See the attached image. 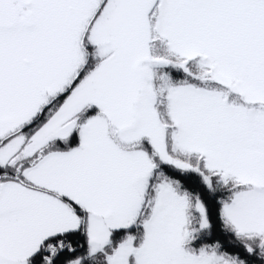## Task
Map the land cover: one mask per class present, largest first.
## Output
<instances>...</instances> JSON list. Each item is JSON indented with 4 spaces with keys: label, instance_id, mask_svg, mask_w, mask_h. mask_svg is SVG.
I'll use <instances>...</instances> for the list:
<instances>
[{
    "label": "snow or ice",
    "instance_id": "snow-or-ice-1",
    "mask_svg": "<svg viewBox=\"0 0 264 264\" xmlns=\"http://www.w3.org/2000/svg\"><path fill=\"white\" fill-rule=\"evenodd\" d=\"M0 264H264V0H0Z\"/></svg>",
    "mask_w": 264,
    "mask_h": 264
}]
</instances>
